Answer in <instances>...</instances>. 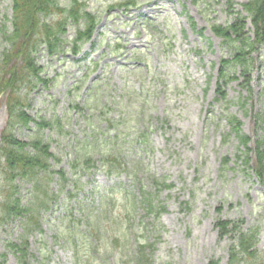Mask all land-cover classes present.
<instances>
[{
    "label": "rangeland",
    "instance_id": "obj_1",
    "mask_svg": "<svg viewBox=\"0 0 264 264\" xmlns=\"http://www.w3.org/2000/svg\"><path fill=\"white\" fill-rule=\"evenodd\" d=\"M82 1L100 17L91 41L78 55L66 48L39 57L46 81L30 95L28 108L33 117L53 121L43 131L61 159L53 169H63L74 184L54 174L40 228L25 218L0 221L5 264H18L8 243L24 235L28 264H133L141 244L154 246L152 264H227L230 240L220 238L218 218L257 227L263 257L264 184L238 159L244 150L227 118H239L254 149L264 134V48L248 57L252 91L241 84L243 67L232 65L238 79L217 99L221 61L232 59L236 47L211 28L234 23L236 12L245 16L242 4L249 0H133L129 9L117 6L125 0ZM10 6L11 0H0V52ZM74 34L68 27V38ZM6 119L2 101L0 134ZM108 156L118 161L104 162ZM251 156L254 165L255 152ZM84 157L97 167L73 169L72 161ZM224 157L229 162L222 166ZM155 180L172 186L157 189ZM16 183L28 202L31 185ZM142 190L156 195L155 204L164 208L159 217L140 202Z\"/></svg>",
    "mask_w": 264,
    "mask_h": 264
},
{
    "label": "trees",
    "instance_id": "obj_2",
    "mask_svg": "<svg viewBox=\"0 0 264 264\" xmlns=\"http://www.w3.org/2000/svg\"><path fill=\"white\" fill-rule=\"evenodd\" d=\"M135 5L133 0L119 2L117 6L129 9ZM11 14L7 15V23L1 30V37L5 48L0 52V102L5 101L7 119L0 137V221L8 219L25 218L33 220L36 229L41 212L49 209L51 203V183L57 173L60 183L73 182L67 177L63 169H53L60 158L51 150V145L43 137V131L53 126L52 120L35 118L29 112L30 95L46 80L43 78V67L39 57L47 54L56 56L70 49L77 55L82 45L89 42L100 22L98 14L88 8L82 0H70L64 4L61 0H11ZM233 9L234 7L230 5ZM245 16L236 12L237 18L229 25L213 24V32L222 38L226 44L235 45V53L231 59H223L219 68L217 79V99H225V86L232 80L238 79L231 73L232 65L243 67L242 86H250L251 60L249 54L256 48H264V0H249L242 4ZM246 20L252 25L250 36L245 31ZM74 27L75 34L68 38V27ZM237 44V46H236ZM264 65V58L262 59ZM264 124V114L261 115ZM231 133H234L244 151L237 156L246 170H253L260 183L264 184V134L256 141L253 149L251 138L243 132L242 122L236 116L227 118ZM34 123V127L31 125ZM59 121H56L58 124ZM262 124V125H263ZM17 130L27 131L31 134L29 140L17 136ZM264 131V125L262 126ZM252 152H255L256 162L252 165ZM118 161L117 156L104 157V162ZM228 157H224L222 166L227 165ZM120 163V162H119ZM104 165H108L104 163ZM121 165V164H120ZM97 167L90 157L79 158L72 161V168L90 171ZM110 167H108L109 169ZM29 183L31 188L30 200H23L20 185L16 182ZM157 189L170 188L172 184L165 181H154ZM78 187V183L75 182ZM74 188V185H73ZM73 192H71L72 196ZM156 195L141 191V203L148 213H155L159 217L163 207L158 208ZM26 202V203H25ZM49 207V208H48ZM26 228L25 222L22 223ZM219 236L228 238L227 264H264V256L258 252L259 230L257 227L244 228L242 220H227L218 218L215 222ZM28 234V233H27ZM26 234V235H27ZM153 245L141 244L135 251L133 264H152L149 251ZM8 248L16 257L18 264H28L29 241L27 236L21 237L20 243L10 242ZM7 261L6 253H0V264ZM209 264H218L212 259Z\"/></svg>",
    "mask_w": 264,
    "mask_h": 264
}]
</instances>
